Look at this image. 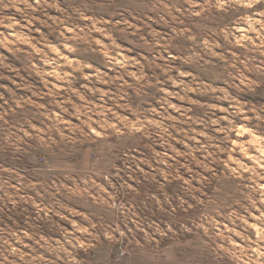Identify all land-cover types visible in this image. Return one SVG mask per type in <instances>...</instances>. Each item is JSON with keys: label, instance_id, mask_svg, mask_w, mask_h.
Returning <instances> with one entry per match:
<instances>
[{"label": "rangeland", "instance_id": "374dc122", "mask_svg": "<svg viewBox=\"0 0 264 264\" xmlns=\"http://www.w3.org/2000/svg\"><path fill=\"white\" fill-rule=\"evenodd\" d=\"M0 264H264V0H0Z\"/></svg>", "mask_w": 264, "mask_h": 264}]
</instances>
